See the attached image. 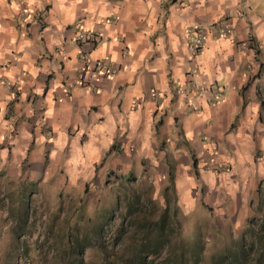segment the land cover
Returning <instances> with one entry per match:
<instances>
[{"label":"clouds","instance_id":"9594fccd","mask_svg":"<svg viewBox=\"0 0 264 264\" xmlns=\"http://www.w3.org/2000/svg\"><path fill=\"white\" fill-rule=\"evenodd\" d=\"M4 9L0 264H92L166 231L132 221L170 204L224 230V264L264 257V226L243 224L249 192L264 185V0H0ZM38 14L43 31L26 29ZM125 134L130 150L118 152ZM138 161L146 170L131 179ZM78 212L91 230H73L69 257L56 227Z\"/></svg>","mask_w":264,"mask_h":264},{"label":"trees","instance_id":"16d2710c","mask_svg":"<svg viewBox=\"0 0 264 264\" xmlns=\"http://www.w3.org/2000/svg\"><path fill=\"white\" fill-rule=\"evenodd\" d=\"M138 199V198H137ZM258 202L260 205L259 216L248 218L246 226L249 221H256L259 226H264V196L262 191H258ZM158 214L152 216H139L133 219V223L140 222L143 224H159L167 225V230H162L157 236H153L146 241L135 237L130 243H127L121 249L119 256L110 260L103 252L101 264H155V261L149 262L147 256L153 254L158 258L163 252L162 258L159 259V264H224L225 257L231 255L227 251L226 246L213 254L209 261L204 262L205 245L201 241V237H197L193 241H185L180 237V225L177 220V210L174 204H170L168 208L160 210L156 208ZM134 204L128 203L126 211H134ZM167 244L168 248L165 250L163 245ZM253 264H264V257L259 260H254Z\"/></svg>","mask_w":264,"mask_h":264},{"label":"rangeland","instance_id":"374dc122","mask_svg":"<svg viewBox=\"0 0 264 264\" xmlns=\"http://www.w3.org/2000/svg\"><path fill=\"white\" fill-rule=\"evenodd\" d=\"M168 165V164H167ZM146 170V164H135L134 165V171H130L128 175L130 176L131 179H136L137 175H140L141 173L145 172ZM262 191V196H264V189L263 187L260 188ZM88 189H85V197L87 196ZM131 196L133 197L132 199L125 197V199L128 201V203H135V193H132ZM82 197L81 199H83ZM127 203V204H128ZM253 203L256 204L255 207H252L251 212L249 216H247L243 220V224L246 226L248 218H251L253 216H259V210L258 207L260 208L259 202H258V194L254 198ZM252 203V204H253ZM114 204L113 199H108V202L103 205L101 211H110L111 207ZM251 204V205H252ZM158 214V211L156 208L153 209L152 213L149 216L152 218V216H155ZM121 215H124V212L121 213ZM178 223L180 225V237L183 238V240L187 242H191L194 239H197V237H201L203 235H212L217 238V243L215 245L207 246L204 249V262L209 261L210 257L213 254H216L218 250L226 246V233L222 228L219 226L214 225L213 219L206 213V212H201L197 216L186 220L183 217H179L178 215L176 216ZM73 230H80L82 232H90L91 230V217L90 214H81L78 212L73 219L68 222L67 224H59L56 227V232L61 236V238L67 237L65 240V250L68 252L69 257L71 256L73 251H77V249L73 246L72 240H71V233ZM121 250L119 252H115L114 250H105L104 254L106 256H109V259L112 260L116 256L118 257L120 254ZM103 253H98L96 255L95 260L92 262V264H101L102 258H103Z\"/></svg>","mask_w":264,"mask_h":264},{"label":"crops","instance_id":"0c3cea01","mask_svg":"<svg viewBox=\"0 0 264 264\" xmlns=\"http://www.w3.org/2000/svg\"><path fill=\"white\" fill-rule=\"evenodd\" d=\"M9 3H10V0H9ZM173 3H175L177 5V7H179L182 3H184V0H173ZM2 12H8L9 10L8 9H4V10H0ZM52 11V5H47L44 9V13H50ZM46 19L45 15L44 14H38L37 16L34 17V20L36 21L35 24H32V23H29L27 25H25V28L26 29H39L40 31H43V29L41 28V23L44 22ZM215 27V25L213 26ZM66 31H72V27L69 26ZM197 31H199V29H197ZM32 35V32L29 31V36ZM155 37L152 38V43H153V46L155 47ZM255 43V42H254ZM76 44L77 46H82L83 45V42L82 41H76ZM45 51H47V49H45ZM147 75V74H146ZM94 111H98L99 109L98 108H94L93 109ZM155 115H159V113H156ZM167 115V113L164 114V116H160L158 122H157V129L159 130L161 128V126L163 125L164 123V119H165V116ZM178 123V121H177ZM52 132V129L51 128H48L46 130H41L42 134H45L46 132ZM21 135H23V132L21 133ZM34 135V133H33ZM50 146V145H49ZM167 145H162V147H166ZM130 147H131V144L127 141V134H125L124 137H121L120 138V141L117 143L116 147H115V150L118 151V152H128L130 150ZM31 150V149H29ZM198 161H199V158L196 157L194 158V161H193V167L196 168L198 167ZM136 164H145L143 161H138ZM167 168L169 169V171L172 170V168L174 167V162L173 161H168L167 162ZM261 187H263L264 189V185H262ZM257 196V190L256 189H253L249 192V197L251 198L250 199V204H249V208L247 210V213L246 215L243 217V220L249 216L250 212H251V209H252V206L251 204L253 203V200L254 198Z\"/></svg>","mask_w":264,"mask_h":264},{"label":"built area","instance_id":"2783aa9c","mask_svg":"<svg viewBox=\"0 0 264 264\" xmlns=\"http://www.w3.org/2000/svg\"><path fill=\"white\" fill-rule=\"evenodd\" d=\"M48 132V131H47Z\"/></svg>","mask_w":264,"mask_h":264}]
</instances>
